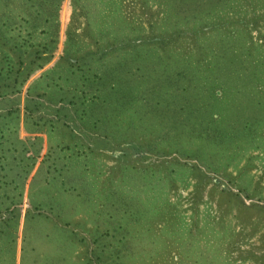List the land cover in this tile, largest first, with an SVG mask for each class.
<instances>
[{
	"label": "rangeland",
	"instance_id": "rangeland-1",
	"mask_svg": "<svg viewBox=\"0 0 264 264\" xmlns=\"http://www.w3.org/2000/svg\"><path fill=\"white\" fill-rule=\"evenodd\" d=\"M117 1L61 0L53 57L24 83L18 117L0 115V195L9 199L0 203V264H259L264 92L251 97L234 73L249 78L240 68L249 44L264 60V0L215 7L226 41L242 44L238 55L218 34L201 46L181 14L165 20L164 0ZM138 21L146 45L120 39L139 33ZM33 26L29 40L44 28ZM68 26L81 50L107 40L115 48L95 66L96 95L78 90L66 114L59 97L74 92L73 74L64 79L57 58ZM34 76L29 96L42 90L31 103L44 115L24 117ZM40 137L34 159L23 147Z\"/></svg>",
	"mask_w": 264,
	"mask_h": 264
},
{
	"label": "trees",
	"instance_id": "trees-1",
	"mask_svg": "<svg viewBox=\"0 0 264 264\" xmlns=\"http://www.w3.org/2000/svg\"><path fill=\"white\" fill-rule=\"evenodd\" d=\"M136 1V0H133ZM141 1V7L145 4V0ZM183 2L177 3V0H164L165 11L164 18L165 20H176L177 14H181L180 19L187 20V22H191L193 27L192 32H196L197 30L201 32V36L204 37L202 42H199L202 46V43L207 41L210 42L213 40L217 34L221 35L224 38V43L227 44L228 41V52L231 55H234V48L229 43V40L226 41L224 37L225 32L220 28H217V24L215 21V17H220L221 14L215 7L217 4H223L224 0H182ZM61 0H0V115L12 114L14 113L18 117V102H19V93L24 85V83L38 70H40L46 63H48L53 57V52L57 47V31H58V22L57 15L59 11V5ZM110 2L120 3V1L110 0ZM214 8V9H213ZM114 11V9H113ZM211 12V14H210ZM108 14V13H107ZM106 15V14H105ZM116 18L120 19L122 22V26L127 25L128 21L125 18V15L120 14L116 11L114 14ZM107 17V15H106ZM110 17V16H109ZM253 19L252 16H250ZM18 22V25L16 24ZM252 22V20H250ZM35 23L43 24L44 28L39 33H42L41 36L37 35L33 36L34 40H29V36L32 35L29 29ZM133 27L131 28H139V33L132 35H123L120 39L131 38V44H141L146 45L148 33L143 32L144 28H141V22L134 23L132 22ZM34 27V26H33ZM21 31L24 30L25 33L21 34ZM74 32L70 29V26L65 28V36L63 40V46L61 48V53L59 54L57 60L61 59L65 61L63 63L65 69L64 79L68 76V74H73V85L71 87L74 92L64 91L65 96L59 97V99H63L66 107L65 113H67V109L72 107V103L75 101V92L78 90L82 93H91L95 94L101 87V84L98 82L100 67H95L98 64H102L103 61L110 54H107L109 50H113L115 47L110 46V42H92L93 49L99 50L98 47L103 46L105 50H99V54H93L92 50L88 48H81L77 45L76 40H74L72 34ZM38 34V33H37ZM120 41V40H119ZM121 42V41H120ZM124 44L128 42V40H123ZM122 43V42H121ZM242 45V44H241ZM240 48H235V52L237 55L240 53ZM252 44L246 46L244 51L245 57L243 61L239 60L244 64H240V68H244V72L249 75V78H246L243 73H240L237 69L234 73L236 78H241L239 84L244 85L247 84L246 91L250 94L251 97L264 92V60L260 59L259 56L256 58H251L248 54V49H250ZM117 47H121L122 44L116 45ZM231 46V47H230ZM125 47V46H124ZM245 59V60H244ZM55 60L53 63H55ZM53 63L50 65L52 66ZM243 66V67H242ZM85 68L91 70V73L85 74ZM72 69V70H70ZM44 70V69H43ZM40 71L39 76L42 72ZM80 72L78 73V71ZM95 70V71H93ZM98 70V71H97ZM75 72L77 73L75 75ZM231 76V71L227 73ZM30 79L29 83L25 87V96L23 99V110L24 117L28 114H32L35 116L40 115L41 117L44 114L39 112L38 102H33L37 99L38 96L42 95L41 91H36L33 93V96H29L28 86L36 77ZM205 76V73L202 75ZM226 78H228L226 76ZM243 79V80H242ZM79 81V84L76 81ZM84 82H83V81ZM224 80V79H222ZM263 81V82H262ZM260 83V84H258ZM83 87H82V85ZM85 84V85H84ZM60 86V85H59ZM62 88V86L60 87ZM212 89V88H211ZM242 88H239L241 90ZM251 91H250V90ZM66 90V89H65ZM83 90V91H82ZM243 90V89H242ZM244 91V90H243ZM213 93H217V88L213 89ZM77 95V94H76ZM96 95V94H95ZM215 95V94H214ZM45 99H49L45 97ZM49 104V102H48ZM251 104L257 105V102H252ZM70 107H69V106ZM49 106V105H48ZM64 107V106H63ZM36 119V118H35ZM24 120V118H23ZM261 120V119H260ZM69 121V120H68ZM1 122V121H0ZM64 124L67 123V120L62 121ZM1 125V124H0ZM0 126V130H1ZM25 132H41L37 130V128H28L25 129ZM1 136V135H0ZM35 139L37 135H34ZM48 142V138H47ZM41 145V137L39 144L34 148L33 146H28L26 148L23 147V150H33V157L36 158V154ZM125 151L122 152V154ZM36 155V156H35ZM248 198L250 196H246ZM4 199H8L7 196L0 195V203L3 202ZM21 200V196H20ZM19 200V202H20ZM241 205L244 208H258L259 210L262 207L261 205L251 202L250 204H244L241 199H238ZM18 202V203H19ZM6 204V202H3ZM8 203V202H7ZM12 204V203H11ZM16 212L14 216L19 215V209L16 208ZM261 211V210H260ZM173 226V224L171 223ZM264 257V256H263ZM260 259L259 264H264V258Z\"/></svg>",
	"mask_w": 264,
	"mask_h": 264
}]
</instances>
